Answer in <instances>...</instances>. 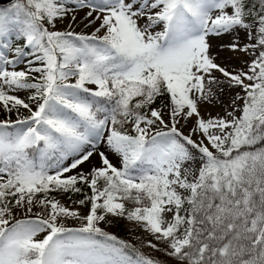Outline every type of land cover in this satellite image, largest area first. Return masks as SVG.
Masks as SVG:
<instances>
[{
  "label": "snow or ice",
  "instance_id": "6c2138e0",
  "mask_svg": "<svg viewBox=\"0 0 264 264\" xmlns=\"http://www.w3.org/2000/svg\"><path fill=\"white\" fill-rule=\"evenodd\" d=\"M78 11L90 34L73 30ZM238 30L249 42L220 48L252 58L230 69L209 38ZM224 83L241 92L223 116L201 115ZM20 108L0 119V264H162L105 231L109 216L175 264H264V0H11L0 109ZM79 184L86 214L50 196Z\"/></svg>",
  "mask_w": 264,
  "mask_h": 264
},
{
  "label": "rangeland",
  "instance_id": "374dc122",
  "mask_svg": "<svg viewBox=\"0 0 264 264\" xmlns=\"http://www.w3.org/2000/svg\"><path fill=\"white\" fill-rule=\"evenodd\" d=\"M74 6V5H73ZM84 11H78L75 13L76 15V21L72 24V28L75 32L77 33H85V34H90L94 30V26H89L85 27L86 21L83 20L84 17ZM70 23V18L61 21H57L56 23V28L58 30H66L67 25ZM99 25V21H97L95 26ZM158 30V29H157ZM239 40L240 46L243 47L244 44L248 43V39L246 37V34L243 30H238L236 33H232L231 35L225 34L221 36H212L209 38L210 43L213 45L212 51L213 54L217 56V62L221 63L223 66H226L230 69H240L245 66L246 62H249L251 60V55L248 53L242 52V51H230L227 48L221 49L220 45H227L233 41L234 38H237ZM22 40V39H21ZM23 41V40H22ZM20 43V42H19ZM24 43V41H23ZM26 51H30L29 49H26ZM27 59H31V57H27ZM27 67L26 63H21L18 65V69H25ZM35 75V74H33ZM217 77H219L221 80L223 79L220 77L219 73H215ZM214 89H217L216 91V96L212 99L211 102H202L200 103V112L201 115L207 116L208 114H211L212 116H216L217 114L223 116L225 114V109L229 107L230 101L233 99L235 93L241 92V89L239 88H229L226 83L221 84V85H212ZM225 87V88H223ZM219 88H223L225 91L226 95H222L221 91H219ZM12 94H16L20 96L21 98L25 99L27 102V97L30 94L28 91H19L15 92ZM168 98H162V101L158 104H154V107L160 108L162 107L165 103H167ZM230 110V109H229ZM18 115L20 117L27 116L29 113L23 109H19V114H17L15 111L12 113H7L3 109H0V119L3 118H11L13 120L18 118ZM191 126V122H189V127ZM182 131L187 134L188 132V127H182ZM100 150H105L103 147H101ZM106 154L109 156V159L112 160L114 164H116L118 167L120 166L119 164V157L116 156L115 154H112L111 152H106ZM92 165L99 166V157L98 156H93L91 158L90 163H85L82 165V169L84 171H88ZM89 195H91V190L89 191ZM50 196H54L56 199H59L61 203H63L65 206L72 208V209H78L81 214H86L87 212V207L81 206L77 201L80 199H84L85 196L81 198H74L71 196H68L64 193H54L50 194ZM41 212V208L39 205H36L33 208L32 213H27L23 209H20L17 212V216H33L35 213ZM108 219L111 221V223H105V222H100V226L104 228L105 231L114 234L115 231L118 228V225L120 222L123 224V234L125 238L131 243L135 244L137 246H140L145 250L146 252H154L156 255H158L161 251H156L148 247L147 241L152 240V236L148 234L146 231H144L141 227L136 225L134 222L128 221L125 217H112L109 216ZM67 226L69 227H78L80 224V221L75 220V219H68L66 221ZM155 242V241H154ZM160 247H163V243L160 242ZM162 255L164 254L161 252ZM160 253V254H161ZM164 258L167 260H170L175 263V261L169 257H167L164 254Z\"/></svg>",
  "mask_w": 264,
  "mask_h": 264
},
{
  "label": "trees",
  "instance_id": "16d2710c",
  "mask_svg": "<svg viewBox=\"0 0 264 264\" xmlns=\"http://www.w3.org/2000/svg\"><path fill=\"white\" fill-rule=\"evenodd\" d=\"M10 2H11V0H0V6H7ZM254 2H255V0H254ZM13 36H15V33H13ZM19 42H20V44H23V41L22 40H20ZM162 98H167V96L165 95V96H162V97H158L157 100H156V102H155V104L160 103L162 101ZM78 186L81 188V192H79V193L68 192V193H64V194H66L68 196H71V197H74V198H81V197L85 196L86 194L89 195L90 189L87 187V185L79 184ZM54 193H57V192H52L50 194H54ZM130 206L131 205H129V207ZM122 230H123V224H122V222H120V224L118 225V228L115 231L114 235H116L120 239H123V240L129 242L125 238ZM132 245L138 247L145 254H148L150 256H154V257L158 258L162 262V264H175L174 262H172V261L167 260L166 258H164L165 256H164V254L162 255L161 252H160L161 254L159 253L158 255H156L154 252H146L140 246H137L135 244H132Z\"/></svg>",
  "mask_w": 264,
  "mask_h": 264
},
{
  "label": "bare ground",
  "instance_id": "6f19581e",
  "mask_svg": "<svg viewBox=\"0 0 264 264\" xmlns=\"http://www.w3.org/2000/svg\"><path fill=\"white\" fill-rule=\"evenodd\" d=\"M223 88H225V87H223ZM221 94L224 96V95H226V93H225V91L223 90V91H221ZM199 109H201L200 108V105H199Z\"/></svg>",
  "mask_w": 264,
  "mask_h": 264
}]
</instances>
